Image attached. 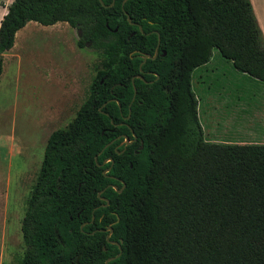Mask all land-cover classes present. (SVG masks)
Here are the masks:
<instances>
[{"label":"trees","instance_id":"16d2710c","mask_svg":"<svg viewBox=\"0 0 264 264\" xmlns=\"http://www.w3.org/2000/svg\"><path fill=\"white\" fill-rule=\"evenodd\" d=\"M122 1L12 0L0 18V73L29 21L67 23L104 66L48 135L19 264H264V144L206 141L191 88L212 49L264 83L250 1Z\"/></svg>","mask_w":264,"mask_h":264},{"label":"rangeland","instance_id":"374dc122","mask_svg":"<svg viewBox=\"0 0 264 264\" xmlns=\"http://www.w3.org/2000/svg\"><path fill=\"white\" fill-rule=\"evenodd\" d=\"M17 31L0 73V264H19L22 257L20 220L48 135L71 121L104 67L101 55L76 45L77 32L65 22L29 21ZM211 57L210 65L227 73L221 82L247 76L216 49Z\"/></svg>","mask_w":264,"mask_h":264},{"label":"crops","instance_id":"0c3cea01","mask_svg":"<svg viewBox=\"0 0 264 264\" xmlns=\"http://www.w3.org/2000/svg\"><path fill=\"white\" fill-rule=\"evenodd\" d=\"M10 1L0 0V18ZM249 1L264 39V0ZM213 60L210 57L191 75V88L194 73L197 76L198 91L193 92L203 138L209 142L264 144V83L244 75L223 83L219 77L227 78V73L212 67Z\"/></svg>","mask_w":264,"mask_h":264},{"label":"water","instance_id":"95a60500","mask_svg":"<svg viewBox=\"0 0 264 264\" xmlns=\"http://www.w3.org/2000/svg\"><path fill=\"white\" fill-rule=\"evenodd\" d=\"M124 1V0H123ZM122 1V2H123ZM127 18V20H128V16L126 17ZM77 32V34H78V31H76ZM157 46H158V42H157V45H156V47H155V49H154V52H153V55L152 56H150V55H148V54H145V55H143V60H145L146 58H153L156 54H157ZM135 139V136L132 134V140H134ZM125 144H128V143H130L131 141L130 140H127V138L125 137ZM108 169H105L104 170V172H106ZM123 186V185H122ZM119 191V190H118ZM108 204V201L105 199V203L103 204L104 206L105 205H107ZM108 232L110 233L111 232V228H108ZM109 233L107 234V236L109 235ZM108 259H110V258H108ZM108 259L107 260H105V263L108 261Z\"/></svg>","mask_w":264,"mask_h":264}]
</instances>
